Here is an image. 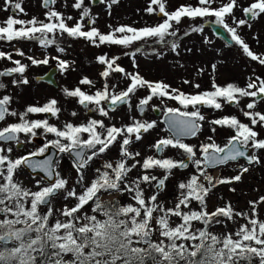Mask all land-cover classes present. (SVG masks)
Instances as JSON below:
<instances>
[{"label": "snow or ice", "instance_id": "1", "mask_svg": "<svg viewBox=\"0 0 264 264\" xmlns=\"http://www.w3.org/2000/svg\"><path fill=\"white\" fill-rule=\"evenodd\" d=\"M100 2L105 3V0ZM118 2L119 0H109L107 7L110 9ZM215 2L216 0H198L196 5L183 4L169 12L166 10L164 0H150L146 11L154 12L156 9L152 5H156L164 17L161 22L140 28L120 25L112 29L109 26L111 30L104 34L94 26L95 18L90 16V9L84 6V0H74L72 6L81 12L73 26L66 22L73 20V17H65L51 7L56 0H42L43 7L47 9L45 12L47 21L37 17L23 20L9 15L0 24V40H38L46 47L55 43L54 39L49 38V34L60 32L74 38H84L96 46L104 43L128 46L143 38L156 37L159 41H164L166 36H177L174 24H179L182 18L214 17L213 22L230 34L231 41L238 45L247 57L264 65V54L254 53L238 33L240 26L247 24L251 27V21L264 14V0H251L247 6L242 7L244 18H237L234 15V9L240 7L237 0H222L219 6L213 7ZM4 4L6 8L24 11L20 0H4ZM228 16L232 17V25L226 20ZM86 18L87 31L83 30ZM202 30L203 26L190 28L191 32ZM188 34L186 31L185 35ZM178 47L175 41L171 42L172 51L175 52ZM57 51L63 52L64 49L58 47ZM17 52L20 56L24 55L19 50ZM131 55L134 56L135 53ZM0 58L11 59V55L0 51ZM28 59L33 65L49 62L47 57L42 60L32 57ZM53 59L58 60L57 66L61 72L70 66L68 61L59 57ZM117 59L118 57L98 56L97 60L107 65L100 75L108 77L110 71L124 73L130 79L125 90L110 92L109 86L105 84L102 90H97L93 94L83 91L80 87L72 90L65 88V95L78 98L80 105L89 111H98L102 116L109 114L101 106L102 102H109L111 106L127 104L131 94L141 87L150 90V95L140 99L136 105L141 113L154 96L169 97L178 101L183 106V111L176 107L164 108L165 122L174 135L158 139L153 147L157 152H162L169 146L182 150L187 160L196 167L199 175H191L186 181L179 182L177 202L172 207H166L162 202H158V192L165 187L173 169H186L189 164L184 159L173 160L154 156L144 158L142 164L139 160L130 167L126 163L127 159H134L140 155L138 152L129 151L131 137L140 140L142 133L156 126L155 121L142 122L133 118L132 123L121 127L115 125L106 127L101 120L89 119L86 123L80 124L67 122L58 128L47 119H27L30 113H50L56 116L60 109L56 107L55 99H50L42 106L29 105L25 111L17 113L9 109L12 97L5 94L0 97V121L11 115L18 116L19 122L9 123L0 128V141L20 143L18 133L36 136V129L52 133L56 139L48 140L37 150L15 159L6 154L12 151L10 147L7 149L0 147V217H2L0 264H264V221L252 218L257 216V205L264 203V196L249 201L250 214L237 212L230 203L208 211L206 203L207 196L217 185L239 182L242 175L249 171L248 167L241 166L235 176L213 177L207 172L210 166L226 165L239 158H245L249 165L262 162L255 152L249 154L248 149L264 150V139H260L254 130V126H264V113L255 111L257 104L264 101V79L260 77L250 79L244 87L232 82L226 86H219L213 80V90L190 95L170 88L163 82L147 81L138 73H127L116 65ZM13 63L15 67L0 71V77L19 73L21 78L13 79L12 84L27 85L29 80L23 76L26 65L20 60ZM215 67L216 65H212L213 69ZM93 83L88 77H82L79 81L81 85L92 86ZM184 83L189 81L185 80ZM5 87L6 85L0 82V89ZM195 87L200 86L197 84ZM241 97L252 98L246 104L247 110L242 109L243 115L250 119L251 126L239 121L234 115H225L210 121L213 125L226 126L234 130L235 134L227 139L224 146L218 145L212 136L207 137L208 142L199 145L202 158H198L197 146L185 143L181 139L184 136L196 137L201 130L200 121H204L205 117L197 106L221 109L223 107L221 100L239 105ZM89 105L92 107L89 108ZM189 106H192L193 110H187ZM72 115L75 116L76 113L73 112ZM211 131L215 132V127ZM85 133L86 139L82 136ZM116 143L120 144L121 159L115 164L105 162L104 170L97 169V175L90 182H85L83 169L88 162L105 153ZM49 145L58 149L60 153H68L73 158V167L79 177L77 183L82 189L80 192H77L75 186L71 189L67 187L68 181L54 170L51 157L35 162L30 159L44 153ZM138 164L144 170L162 169L165 174L157 177L145 172L136 179L129 180V172ZM22 165L41 169L47 180L53 181L54 178V182L37 180V190L25 187L15 179V173ZM142 182L148 184L155 182L157 193L145 198L144 190L140 186ZM61 192L65 193V200L72 198L75 202L71 206L65 204L63 208L56 209L52 205V200ZM112 192L130 194L135 204L122 205L118 201H105L101 198L102 193ZM193 201L199 206L198 209L190 207ZM90 203L93 213L91 215L83 212ZM42 206L47 211L42 212L40 210ZM239 216L247 218L248 223L241 225L234 233L218 235L210 231L213 224L224 223L221 218L234 220ZM173 217L179 222H175ZM194 222H198L201 227H196ZM154 235H157L156 239H153Z\"/></svg>", "mask_w": 264, "mask_h": 264}, {"label": "rangeland", "instance_id": "2", "mask_svg": "<svg viewBox=\"0 0 264 264\" xmlns=\"http://www.w3.org/2000/svg\"><path fill=\"white\" fill-rule=\"evenodd\" d=\"M20 2L24 11L14 10L22 13L23 16L28 19L37 17L40 20L47 21L45 16L47 9L40 6V0H20ZM108 2L109 0H105V3L96 0L92 3L90 0H84V6L90 9V16L95 18L94 26L104 34H107L111 30L109 26H111L112 29L120 25L136 28L154 26L164 18L163 14L159 13L156 5H152V7L156 9L154 12L148 13L146 11L150 0H119V2L112 5L110 9L107 7ZM164 2L166 4V10L171 12L183 4L196 5L198 0H164ZM221 2L222 0H216L213 7L219 6ZM237 2L240 7L234 9V15L237 18H244L242 7L247 6L251 0H237ZM73 3L74 0H56V3L51 5L53 9L61 12L65 17L71 16L74 18L73 20L66 21L69 26H73L76 23L73 22L79 19L81 12L80 9H75L72 6ZM10 9L13 8H6L4 0H0V21L3 20L4 14ZM205 19L215 20L213 17H197L195 19L185 17L182 18L179 24H174V29L177 30V36H166L164 41H159L156 37L143 38L139 41H134L128 46L110 43L99 44L98 40L97 44H99V46H96L84 38H74L67 33H50L49 38L54 39L55 43L50 45V47L43 46V48L39 50L41 52L38 53V56L48 49L49 52H53L54 48H63L66 55L63 54L60 56L84 58L89 72L94 77H96L97 71L101 67V63L97 60L98 56L106 55L107 58L118 57L116 65L122 67L125 72L130 74L138 73L147 81L163 82L169 85L170 88L178 89L190 95L206 91L208 88L209 90H213V80L219 86H226L227 83L232 82L237 86L244 87L250 79L255 80L256 77L264 79V65L247 57L242 49L233 41H231V43H226L220 37L215 36L208 26L202 24V21ZM86 20L87 18L85 21ZM226 20L230 25L233 24L231 16L226 17ZM85 21L83 30L87 31L88 25ZM193 26H203V30L201 32H191L190 28ZM186 31L189 33L188 35H185ZM238 33L245 42L249 44L250 49L254 53L264 54V14H261L257 19L251 21V27H248L247 24L240 26L238 28ZM227 34L230 36L229 33ZM116 35L119 36L120 34ZM173 41L179 45L175 52L171 49V42ZM13 42L21 45L23 41L14 40ZM81 42H83V44ZM23 44L27 45L25 43ZM136 49H140V51L137 52ZM131 53H135V55L133 56ZM212 65H216L215 69L212 68ZM1 67H6L5 62L0 61V68ZM27 68L29 69L27 70L29 74V78H27L29 83L27 85L12 84L13 79L21 78L19 74L0 77V82L6 85L4 89H0V97L5 94L11 96L12 100L8 107L10 110H14L17 113L22 112L21 110H23L25 99L36 103L35 101L37 100L38 94H40V86L36 85V81L32 77V73L35 71L36 66L30 65ZM114 74L115 76L110 77V82H118L120 79L118 76L120 74L119 72L115 71ZM71 75L72 73L69 74V76ZM95 79L97 84L101 83L100 79ZM125 79L126 77L124 81ZM185 80L189 81V83H184ZM124 81L122 82L124 83ZM197 84L200 86L199 88L195 87ZM148 95H150V90L146 87H141L132 94V98L134 100L138 97L142 99ZM251 99L250 97H241L239 105L228 104L221 100L220 102L223 105L221 109L197 106L200 108L201 114L205 117L204 121H200L202 125L201 130L196 137L182 140L185 143L197 146V157L200 158L199 145L208 142L207 137L212 136L215 142L220 145L227 141L231 135L235 134L234 130L226 126L213 125L210 121L225 115H234L239 121L251 126L250 119L245 117L242 113V109L247 110L246 104L250 102ZM153 104L159 105L161 109L165 107H176L180 108L181 111L184 110L183 106L180 105L178 101L172 100L169 97L154 96L153 99L149 101L148 106ZM187 110H193L192 106H189ZM255 111L264 113V101L257 104ZM32 115L36 116L37 114ZM141 121L152 122L154 120L151 119L148 114H145ZM13 122H19V117L8 115L4 121H0V127ZM155 122L156 126L148 132L142 133V138L138 144L135 145L136 149H139L140 155L138 159L141 164L144 158L153 154L151 143L154 140L157 138L171 137L170 134L160 126V122L157 118ZM213 127L216 129L215 132L211 131ZM254 130L259 134L260 139H264V126H254ZM23 136V138H26L25 135ZM0 147L5 149L10 147L12 149L10 153H6L11 159L18 158L20 151H22V149L16 148L12 143H0ZM29 147H31L30 144ZM249 149L252 152L254 151L261 158L262 162L260 164L246 165L242 160L238 159L235 163H227L226 165L207 169L208 174L213 177H232L239 173L241 166L249 168V171L242 175L241 181L232 182L230 184H220L211 191L206 198L208 211H213L217 206H224L226 203H230L237 212L250 214L251 205L249 201L257 200L260 196H264V150ZM134 153H136V151ZM161 156L170 157L173 160H180L184 157L182 150L172 148L171 146L165 148L161 152ZM188 164L189 167L186 169L176 168L172 170V174L166 180L165 187L158 192V202H162L166 207H172L177 202L179 196L180 190L177 187L178 183L186 181L191 175H199L196 167L190 161H188ZM131 171L133 180L143 175L145 172L155 176L163 173L162 169L159 168L144 170L139 164ZM15 179L31 190H37L36 181L38 178L26 174L22 167L16 171ZM140 186L144 190L145 198L154 194L152 193L151 184L142 182ZM230 189H235V191H231ZM62 197H65L64 193H60L53 198L52 205L54 208L60 209L63 203L65 205L72 201L71 198L60 201ZM101 198L105 201L115 200L122 205L129 203L135 204V201L131 199V195L128 193H102ZM190 207L192 209H198L199 206L193 201ZM257 209V216L252 218L264 221V203L258 204ZM40 210L42 212L47 211L43 206ZM83 212L89 215L93 214L88 206L84 208ZM221 219L224 220V223L218 225L213 224L210 228L211 232L218 235L227 232L234 233L241 225L248 223L247 218L244 216L236 217L234 220ZM173 220L177 223L179 222L177 218L173 217ZM194 223L196 227H201L198 222ZM157 235H154L153 239H156Z\"/></svg>", "mask_w": 264, "mask_h": 264}, {"label": "flooded vegetation", "instance_id": "3", "mask_svg": "<svg viewBox=\"0 0 264 264\" xmlns=\"http://www.w3.org/2000/svg\"><path fill=\"white\" fill-rule=\"evenodd\" d=\"M40 6L43 7L42 0H40ZM9 15H13L14 18L23 19V20L31 19V18L28 19L27 17L23 16L22 13L14 9H10L7 13L4 14L3 20L0 21V24H2ZM75 22L76 21L74 20L73 23ZM85 23H87V20L85 21ZM16 27H19V26H16ZM18 40L23 41L21 45L13 42L14 40L13 41L0 40V51H3L11 55V59L0 58V61L5 62L6 64V67H1L0 71H3L4 69H7V68L15 67V64L13 63V61L20 60L21 63L26 65L25 73L23 74V76L24 78H29V74L27 73L28 72L27 70L29 69L27 67L33 64L28 59V57H32L37 60H42L45 57H47L49 61L47 64L35 65L36 69L32 73V77L36 81V85L40 86L39 88L40 94H38L37 100L35 101L36 103L25 99V102L23 103V110L21 111L22 112L25 111L26 107L29 105L42 106L44 103H46L50 99H55L57 101L56 107L60 109L59 113L56 116H52L50 113H47V114L46 113H36L37 115L33 116L30 113L28 114L27 119L29 120L47 119L50 124L56 125L58 128L62 127L67 122H72L74 124H80V123H86L89 119L101 120L103 121L106 127L111 126V125L121 127L122 125L132 123L133 118L135 120L141 121V119L144 118V115L148 114V116H150L151 119H153L154 121L157 118L160 122V126L169 133V131L165 129V127L163 126V122L161 121V114L164 112V108L161 109L159 105H154V104L151 106L145 105L144 111L143 113H141L136 107V105L139 103L140 98L138 97L137 99L134 100L132 98V94L130 96L129 103L127 104H119V105L111 106L109 102H102L101 106L104 107L105 110L108 111L109 113L108 116H102L98 111H89L84 106L80 105L78 103V98L66 96L64 93L65 88L72 90L76 87H80L83 91L89 94H93L97 90H102L105 84L109 86L110 92H119L121 90H125L127 85L130 83V79L126 77L124 73L119 72L120 74L118 76L120 79L118 80V82L117 81L110 82V77L115 76L114 74L115 71H110V74L108 77H102L100 75V73L107 68L106 64H101V67L97 71L96 77H94L89 72L88 66L86 62H84L85 60L84 58H81V57L71 58V57L60 56L63 54L66 55L65 51L59 52L55 48L53 52H49V49H48L44 51L43 53H41L40 56H38V53L41 52L39 50L43 48V46L39 43L38 40H28V39H18ZM23 43L27 45H24ZM81 43L83 44V42ZM46 47H50V45ZM17 50L23 52L24 55L20 56ZM53 57H59L60 59L68 61L70 66L65 71L61 72V70L57 66L58 60L53 59ZM70 73H72L71 76H69ZM14 74L18 75L19 73H13L12 75ZM19 76L21 77V74H19ZM44 76H47L49 78V81L45 80L43 78ZM82 77H88L94 82L93 83L94 85L89 86V85L79 84V81ZM125 77L126 79L124 81ZM95 78L100 79L101 83L97 84L95 81L96 80ZM122 81H124V83ZM91 107L92 105H89V108ZM73 112L76 113L75 116L72 115ZM3 127H0V128H3ZM36 132H37L36 136H29L28 134H25V133H18L17 135L21 139V140L19 139L20 143H17L15 141H7V142L0 141V143H4V144L12 143L16 148L22 149V151H20L18 155V157H20V156H25L28 153L33 152L37 150L38 148L42 147L46 143V141L56 139L54 134L45 133L43 129H36ZM23 135H25L26 138H23L24 137ZM82 136L84 139L87 138L86 133L82 134ZM158 139H161V138H157L151 143L153 154L148 155V156H154L156 158H170L166 156L162 157L161 152H157L156 149L153 147V145ZM181 139H188V138L181 137ZM131 140L132 142L128 146L129 151L133 153L136 151L139 153V149L137 150L135 145L138 144L140 140H136L134 136L131 137ZM226 142L227 141H225L223 144H220V146L224 145ZM29 144L31 145V147H29ZM119 149H120V144L116 143L112 147H110V149L107 150L105 153L100 154L94 157L91 161H89L87 166L83 169L85 182H90L97 175L96 173L97 169L104 170L103 165L105 164V162H112L113 164H115L116 161L120 160L121 156H120ZM248 152L252 154L254 151L252 152L250 149H248ZM199 155H200V152H199ZM37 156L41 157L39 161H42V160H45L46 158L51 157L52 161L54 162L53 163L54 170L56 172H59L60 175L68 181L67 187L71 189L72 187L75 186L77 192H80L82 190L80 188V185L77 183V181L79 180V177L77 175L75 168L73 167V158L68 153H60L58 149L49 145V147L44 153L37 155ZM181 159H185V162L188 163L186 156L182 157ZM137 160H139L138 157H135L134 159H127L126 163L130 167L132 164L136 163ZM239 160H242L246 165L248 164V162L244 160L243 158H239ZM235 162L236 161H230L228 163H235ZM218 166H221V165L209 167L208 169L218 167ZM21 167L23 168L26 174L30 176H35L38 178V180H42L47 183L54 182V178H53V181L48 182L42 177V175L39 172L30 173L23 165ZM39 170L42 171L41 169ZM162 171L163 173H160L157 177H162L165 174L164 170ZM132 176H133L132 171H130L128 174V179L133 180ZM154 184L155 182H152L151 184L152 193H157V189H155ZM61 193H64V192H61ZM62 200H65V197H62L60 199V201ZM74 202L75 201L72 199V201H70L68 205L71 206ZM63 206H64V203L63 205H61L60 209L63 208ZM88 208L91 210L92 208L91 203L88 205Z\"/></svg>", "mask_w": 264, "mask_h": 264}, {"label": "water", "instance_id": "4", "mask_svg": "<svg viewBox=\"0 0 264 264\" xmlns=\"http://www.w3.org/2000/svg\"><path fill=\"white\" fill-rule=\"evenodd\" d=\"M92 3H94L96 0H90ZM243 13V12H242ZM244 16V15H243ZM202 24L203 25H206L208 26V28L210 29V31L215 35V36H218L220 37L224 42L226 43H231V38L230 36L226 33L225 29L221 26H218L216 25L213 20H210V19H205L202 21ZM45 80L49 81V78L47 76H44L43 77ZM161 121L163 122V126L165 127L166 130L169 131V133L172 135H174V133H172V131L169 129L168 127V124L165 122L166 121V117L164 115V112L161 114ZM186 138H191L192 136H184ZM226 144V143H225ZM224 144V145H225ZM222 145V146H224ZM249 153V152H248ZM250 154V153H249ZM41 157L39 156H33V157H30V159L32 161H39ZM202 158V157H201ZM47 159V158H46ZM244 160H246L245 158H243ZM185 160V159H184ZM247 161V160H246ZM30 173H40L42 175V177L47 180L46 176H45V173L43 171H40L39 168H30L26 165H23ZM210 167H213V166H210ZM48 181V180H47ZM49 182V181H48ZM154 187H155V184H154ZM156 189V188H155Z\"/></svg>", "mask_w": 264, "mask_h": 264}, {"label": "trees", "instance_id": "5", "mask_svg": "<svg viewBox=\"0 0 264 264\" xmlns=\"http://www.w3.org/2000/svg\"><path fill=\"white\" fill-rule=\"evenodd\" d=\"M214 18V17H213ZM215 19V18H214ZM207 89V88H206ZM206 91H211L209 88ZM65 259H70V257H66Z\"/></svg>", "mask_w": 264, "mask_h": 264}]
</instances>
